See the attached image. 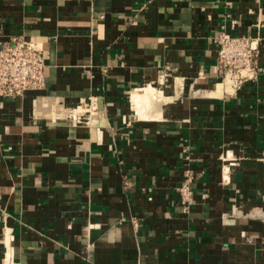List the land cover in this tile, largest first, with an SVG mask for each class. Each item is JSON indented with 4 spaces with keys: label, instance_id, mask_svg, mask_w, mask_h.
Masks as SVG:
<instances>
[{
    "label": "crops",
    "instance_id": "0c3cea01",
    "mask_svg": "<svg viewBox=\"0 0 264 264\" xmlns=\"http://www.w3.org/2000/svg\"><path fill=\"white\" fill-rule=\"evenodd\" d=\"M222 29L258 48L228 95ZM11 35L40 43L45 86L0 95V264H264V0H0Z\"/></svg>",
    "mask_w": 264,
    "mask_h": 264
},
{
    "label": "built area",
    "instance_id": "2783aa9c",
    "mask_svg": "<svg viewBox=\"0 0 264 264\" xmlns=\"http://www.w3.org/2000/svg\"><path fill=\"white\" fill-rule=\"evenodd\" d=\"M213 42L217 46L214 85H220L222 94H234L243 83L256 76L257 38L245 34L233 35L222 29L213 36ZM44 66L42 47L36 39L22 35L0 38V95L15 97L28 90L44 88ZM194 92L199 93L200 89ZM87 104L91 108L94 99ZM182 150L185 152L186 168L176 192L182 210L188 211L195 201L192 184L197 175L190 165L187 148ZM1 264H14L12 251L4 252Z\"/></svg>",
    "mask_w": 264,
    "mask_h": 264
},
{
    "label": "bare ground",
    "instance_id": "6f19581e",
    "mask_svg": "<svg viewBox=\"0 0 264 264\" xmlns=\"http://www.w3.org/2000/svg\"><path fill=\"white\" fill-rule=\"evenodd\" d=\"M158 95L162 96L161 88L157 89L151 86L142 89H136L131 93V106L133 109H135L136 113L140 117H145L149 111H152L153 106L156 104L154 101L157 99ZM159 113L161 112L158 111V115Z\"/></svg>",
    "mask_w": 264,
    "mask_h": 264
},
{
    "label": "rangeland",
    "instance_id": "374dc122",
    "mask_svg": "<svg viewBox=\"0 0 264 264\" xmlns=\"http://www.w3.org/2000/svg\"><path fill=\"white\" fill-rule=\"evenodd\" d=\"M163 100H165L164 97L161 96V95H158V96H157V99L154 101V103L156 102V104L153 106L152 111H149L148 113L160 111V110L158 109V105H160V103H161ZM134 110H135V109H134Z\"/></svg>",
    "mask_w": 264,
    "mask_h": 264
}]
</instances>
